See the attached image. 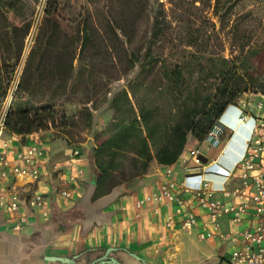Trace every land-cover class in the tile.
Segmentation results:
<instances>
[{
    "label": "trees",
    "instance_id": "obj_1",
    "mask_svg": "<svg viewBox=\"0 0 264 264\" xmlns=\"http://www.w3.org/2000/svg\"><path fill=\"white\" fill-rule=\"evenodd\" d=\"M197 1L202 3V0L192 2L195 5ZM21 2L4 0L6 13L0 10V45L5 49L10 46L13 34L21 23L25 25L23 34L29 31L30 23L23 22L22 14L18 13ZM234 2L230 8L234 7ZM59 3L58 0H48L46 4L39 34L26 58L19 85L21 91L40 101V105L9 109L5 121L7 132L23 135L54 127L58 115L55 102L70 98L68 87L78 79L84 81L85 75L91 87L96 85L94 59L98 56L95 50L97 42H102L104 48L99 53L103 68L98 70L101 80L121 79L136 66L139 67L137 76L145 71L154 72L158 63L159 67L162 66L161 54L155 52L154 47L164 37L169 21L160 2L86 0V4L68 18L61 16ZM219 5L220 0H214L216 13L219 12ZM6 27H9L8 31ZM187 43L193 45L195 41ZM88 50L90 56L86 60ZM242 51L240 59L221 58L219 67L207 74L201 64L199 83H202L201 87L207 85L206 90L196 88L189 94H179L180 102L167 116L163 115L159 106L142 103L138 98V88L148 84L145 79L137 81L136 86L131 83L119 94H114L111 98V106L115 110L110 123L112 132L93 150L97 184L92 198L97 199L115 185L144 174L154 159L160 164L174 163L182 153L188 135L202 141L226 106L256 85L257 80L252 73L241 71V64L244 57L258 56V65L264 57V46L251 47L246 51L242 47ZM20 54L21 47L16 58ZM117 62L123 65L121 71L117 69ZM111 66L118 73L114 78L110 75ZM167 78L178 84L182 73L176 69ZM4 96L5 90L1 89L0 98ZM90 101L92 99L87 98L83 103ZM88 114L87 125H90L89 110ZM65 122L64 116H61L60 124L65 125ZM126 160L130 171L125 168Z\"/></svg>",
    "mask_w": 264,
    "mask_h": 264
},
{
    "label": "crops",
    "instance_id": "obj_2",
    "mask_svg": "<svg viewBox=\"0 0 264 264\" xmlns=\"http://www.w3.org/2000/svg\"><path fill=\"white\" fill-rule=\"evenodd\" d=\"M234 103L243 105L253 115L264 114V94L244 93L237 97L218 118L224 125L218 146H208L188 135L174 163L165 165L152 160L144 174L115 185L121 186L120 193L95 213L90 203L83 201V195L96 175L92 150L97 145L91 147L88 142L87 147L93 149L82 151L83 175L75 185L70 184L74 196L67 200L54 193L56 186L64 185L62 164L68 154L64 141L53 138L52 129L23 135L6 132L4 137L14 148L35 141L47 146L49 163L40 180L34 183L19 180L18 184L21 198L38 189L49 191L45 203L48 216L23 206L25 221L21 230L16 231L10 214L0 208V264H91L102 257L113 258L120 264H232L233 242L238 239L239 230L252 222V217L248 214L242 223L236 224L229 215H224L220 218L223 236L201 238L200 233L209 222L208 210L199 204L193 191L183 189L179 183L204 177L219 182L223 180L221 175L233 168L249 136L250 125V122L239 125V111ZM190 150H197L206 161L195 164ZM198 167L201 168L198 172L190 171ZM238 184V179L231 177L225 188L232 191ZM164 187L171 199L164 195ZM213 197L227 201L231 196L217 190ZM188 212L195 214L197 224L184 230L181 223ZM53 257L67 258L69 262L56 261Z\"/></svg>",
    "mask_w": 264,
    "mask_h": 264
},
{
    "label": "rangeland",
    "instance_id": "obj_3",
    "mask_svg": "<svg viewBox=\"0 0 264 264\" xmlns=\"http://www.w3.org/2000/svg\"><path fill=\"white\" fill-rule=\"evenodd\" d=\"M41 1L22 0L18 5V13L22 14L23 22L30 23L29 31L24 35L25 25L21 23L14 32L8 49L0 45V90H5L6 95L9 88L16 87L10 110L18 106L40 105V101L32 99L21 91L19 85L26 58L35 45L43 19V14L38 10ZM152 1L163 4L162 7L169 21L164 37L154 47L155 52L161 54L162 66L159 67L158 63L154 72L145 71L139 76H137L139 67L136 66L121 79L101 80L102 75L98 70L103 68L99 53L104 48L102 42H97L95 50L98 51V56L94 59L95 71H97L96 85L91 87L86 81L88 79L86 75L84 81L80 77L81 79L68 87L70 98H62L55 102V110L58 114L56 125L49 129H52L53 138L57 137L64 141L68 149L77 146L82 151L89 150L88 142L91 147L97 145L112 132L110 123L115 116V110L111 106V98L114 94H119L123 88H127L129 84L133 83L136 86L137 81L145 79L148 84L138 88V98L142 103L159 106L163 115L167 116L180 102L179 94H189L196 88L206 90L207 85L201 87L202 83H199L201 64L204 66L203 72L207 74L219 67L221 58L240 59L242 47L246 51L251 47L264 46V0H237L236 2L220 0L218 13L213 9L214 0H202V3L197 1L195 5L193 0H175L172 3L169 0ZM47 2L48 0L45 3ZM58 2H60V14L65 18L78 12V9L86 4V0H58ZM233 2L235 5L230 8ZM0 10L6 13L4 0H0ZM37 17L40 19L33 38L30 39L29 32L33 29ZM235 20H237L236 24ZM8 29L9 27H6L5 30L8 31ZM191 40L195 43L188 45L187 42ZM20 47L21 54L19 58H16ZM85 56L86 60H89V50L86 51ZM259 58L258 56L243 58L241 71L252 73L257 80L256 85L244 93L264 94V57H261L257 65ZM116 66L120 71L123 69V65L119 62ZM87 69L88 66L85 67L86 73ZM176 69L182 73L178 84H174L171 78H167ZM109 70L113 78L118 76L112 66ZM3 98H0V103ZM87 98H91L92 101L83 103ZM120 101L124 105L123 100L120 99ZM88 110L91 114L90 125H87ZM61 116H64L66 120L65 125L60 124ZM91 147L90 150L93 149ZM125 168L131 170L127 160ZM116 176L119 177V175Z\"/></svg>",
    "mask_w": 264,
    "mask_h": 264
},
{
    "label": "built area",
    "instance_id": "obj_4",
    "mask_svg": "<svg viewBox=\"0 0 264 264\" xmlns=\"http://www.w3.org/2000/svg\"><path fill=\"white\" fill-rule=\"evenodd\" d=\"M46 0H42L38 6L39 13L43 14ZM37 17L33 29L29 32L30 39L33 38L39 21ZM16 87L8 89L0 103V208L7 211L12 220V228L21 230L25 221L22 208L40 210L47 217L45 208L47 194L49 191L36 190L30 196L21 198L18 181L34 183L40 180L43 170L48 166L49 157L47 146L40 141L14 148L4 135L6 129V116L15 95ZM243 104V102H242ZM239 111L237 122L249 125V136L244 141L241 155L235 161L233 168L221 175L223 180L212 182L210 178H201L195 181L182 180L179 185L183 189L193 191L200 205L208 210L209 222L206 230L200 233L201 238L220 237V218L229 215L233 223L240 224L246 215L250 214L252 222L239 230L238 239L231 251L230 262L242 264H264V114L253 115L240 106L233 104ZM219 118V117H218ZM224 125L217 119L204 136L203 142L208 146H218L222 141ZM190 157L195 164H202L199 153L190 150ZM84 160L82 150L77 147H69L67 158L62 167L65 173L64 185L56 186L55 195L63 199L72 200L74 192L71 185L83 175ZM170 169L167 173H170ZM216 175V173H215ZM235 177L239 184L227 191L226 181ZM13 179V180H12ZM173 186V184L169 185ZM221 190L231 197L227 201H221L213 197L215 191ZM164 195L172 198V195L163 188ZM197 224L193 212H188L181 223V228L190 230Z\"/></svg>",
    "mask_w": 264,
    "mask_h": 264
},
{
    "label": "water",
    "instance_id": "obj_5",
    "mask_svg": "<svg viewBox=\"0 0 264 264\" xmlns=\"http://www.w3.org/2000/svg\"><path fill=\"white\" fill-rule=\"evenodd\" d=\"M199 159L202 162H205L206 160L204 159V156L199 154ZM199 170H201L200 167L196 168V169H192L190 170L191 172H198ZM96 184H97V176L95 175L93 181L91 182V184L88 186L85 194L83 195V201L90 203L91 208L93 213H95L100 207L104 206L106 203L110 202L111 200H113L121 191V186H114L107 194H105L104 196H101L93 201H91L92 196L94 194L95 188H96ZM53 260L56 261H60V262H69V260L67 258H62V257H53ZM103 261H109L112 264H120L118 261H116L113 258H101L98 261H95L94 263L91 264H95V263H102Z\"/></svg>",
    "mask_w": 264,
    "mask_h": 264
}]
</instances>
